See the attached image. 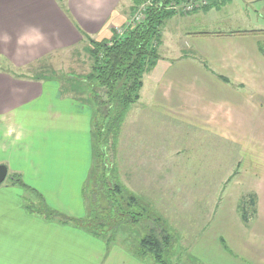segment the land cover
Segmentation results:
<instances>
[{"label": "crops", "instance_id": "obj_1", "mask_svg": "<svg viewBox=\"0 0 264 264\" xmlns=\"http://www.w3.org/2000/svg\"><path fill=\"white\" fill-rule=\"evenodd\" d=\"M66 1L63 7L62 0H0V163L9 178L19 173L35 190L0 183V264H146L127 247L26 207L29 199L36 203L26 194L39 193L68 216L85 215L92 115L54 78L14 69L79 42L80 30L109 38L131 12L123 0ZM250 1L264 11V0ZM250 27L198 30L192 52L160 53L143 77L146 99L133 105L149 108L147 115L176 116L237 148L222 204L211 212L212 226L202 229L205 257L214 264H264V28ZM250 194L244 221L238 205Z\"/></svg>", "mask_w": 264, "mask_h": 264}, {"label": "rangeland", "instance_id": "obj_2", "mask_svg": "<svg viewBox=\"0 0 264 264\" xmlns=\"http://www.w3.org/2000/svg\"><path fill=\"white\" fill-rule=\"evenodd\" d=\"M65 2L62 0L61 6ZM118 4H122V0ZM131 5L132 0H123V8L126 7L127 12ZM259 7L258 1L227 0L219 8H200L188 13L173 14L160 26L158 51L167 57L192 52V32L198 30H230L250 26L264 28V11ZM67 14L69 16L70 12ZM73 24L79 27L76 19ZM85 37L82 34L79 42L44 54L45 62L70 75L86 72L89 60L84 49ZM37 64L34 62L32 66L14 71L23 76H31ZM26 69L31 73H23ZM141 99H146V95L140 97L139 102L143 104ZM146 110L150 111L146 106L140 110L132 106L126 112L116 135L110 161V172L117 176L114 180L122 182L139 196V206L146 209L144 222L118 221L110 216L105 229L115 228L116 225L120 227L114 239L109 242L127 247L126 243L137 241L143 234L145 222L157 217L159 223L153 219L148 225L157 228L158 224H162L172 235L166 254L167 264H214L205 257V243L209 240L205 238L202 229L212 226L214 222L211 212L216 204H222L220 202L228 187L227 177L233 172L238 150L230 147L225 139L211 138L209 132L193 128L176 116L158 113L147 115ZM198 123L202 127V121ZM91 137L92 162L98 164L100 156L94 155L96 136L92 131ZM106 165H110L109 161H106ZM99 170L91 167L85 182V217L91 213L93 216L97 211H92L90 195ZM9 179L8 173L4 181ZM129 206L133 211L140 209L137 203ZM78 227L87 230L84 226ZM140 260L146 264H161L151 258Z\"/></svg>", "mask_w": 264, "mask_h": 264}, {"label": "trees", "instance_id": "obj_3", "mask_svg": "<svg viewBox=\"0 0 264 264\" xmlns=\"http://www.w3.org/2000/svg\"><path fill=\"white\" fill-rule=\"evenodd\" d=\"M184 1L187 0H132L129 14L131 15L139 5L144 4L143 17L124 26L121 33L112 28L109 38L96 39L80 30V33L86 36L84 49L89 60V69L82 74L70 75L68 72L56 70L49 62H45L43 56L34 60L38 64L32 73L27 69V72L31 73L30 77L35 79L54 78L59 83L62 93L72 95L74 99L90 108L92 134L94 132L96 136L94 155L100 156L98 164L92 165V168L100 169L90 195L92 211L97 210L93 216H91L92 213L86 217L85 215L68 216L49 206L39 193L26 194V197L30 195L36 198V203L28 200L26 207L29 210L42 215L45 219H57L62 223L70 222L77 227L84 226L88 233L108 243L110 239H114L120 227L113 223L116 225L115 228L105 229L111 219L110 216L117 218L118 221L144 222L146 209L139 206V196L122 182L114 180L117 176L110 172V161L116 135L117 132L119 133L124 116L133 105L139 102L144 74L150 71L160 58L158 51L160 26L169 16L181 13V10L173 9L171 4ZM205 1L199 8L203 10L219 8L227 0ZM33 63L28 66H32ZM106 161H109L110 165H106ZM108 172L109 175H107ZM10 181L24 190L35 191L24 182L19 173H11ZM95 190H98V198ZM136 203L140 209L133 211L129 205ZM251 204H253L252 194L248 196V199L239 202L238 206L244 221L248 219L247 209ZM153 219L159 223V218ZM150 221L145 222V231L137 241L126 243L127 248L137 258H151L156 263L167 264L166 254L170 248L169 242L172 235L161 223V226L158 224L157 228L149 226Z\"/></svg>", "mask_w": 264, "mask_h": 264}, {"label": "built area", "instance_id": "obj_4", "mask_svg": "<svg viewBox=\"0 0 264 264\" xmlns=\"http://www.w3.org/2000/svg\"><path fill=\"white\" fill-rule=\"evenodd\" d=\"M205 0H187L182 3H172L171 6L176 11L181 10L180 12H189L194 10L195 8H199L202 4H204ZM144 15V4L139 5L138 8L129 16V18L126 20V24L122 26H116L117 32L121 33L124 29V26H126L129 23H133L134 21L140 20Z\"/></svg>", "mask_w": 264, "mask_h": 264}, {"label": "water", "instance_id": "obj_5", "mask_svg": "<svg viewBox=\"0 0 264 264\" xmlns=\"http://www.w3.org/2000/svg\"><path fill=\"white\" fill-rule=\"evenodd\" d=\"M7 174V167L5 164L0 163V183L5 179Z\"/></svg>", "mask_w": 264, "mask_h": 264}]
</instances>
